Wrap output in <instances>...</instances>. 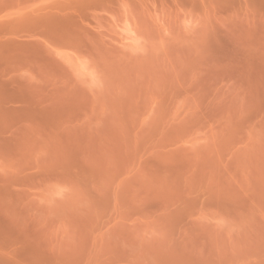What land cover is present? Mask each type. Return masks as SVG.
<instances>
[{
    "label": "rangeland",
    "instance_id": "obj_1",
    "mask_svg": "<svg viewBox=\"0 0 264 264\" xmlns=\"http://www.w3.org/2000/svg\"><path fill=\"white\" fill-rule=\"evenodd\" d=\"M0 264H264V0H0Z\"/></svg>",
    "mask_w": 264,
    "mask_h": 264
}]
</instances>
